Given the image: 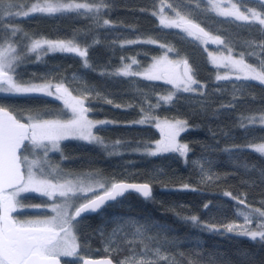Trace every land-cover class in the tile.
<instances>
[{
	"label": "trees",
	"instance_id": "obj_1",
	"mask_svg": "<svg viewBox=\"0 0 264 264\" xmlns=\"http://www.w3.org/2000/svg\"><path fill=\"white\" fill-rule=\"evenodd\" d=\"M31 1L34 0H16L17 3ZM169 2L180 5L182 14L190 12L189 18L199 22L213 36L225 39L233 55L240 57L243 53L246 62L254 65L264 58V49L258 46L264 41V26L257 21L219 17L206 10V0H165ZM105 3L109 7L102 11L99 24L75 12L0 17V23L18 25L23 30L12 38L18 41V52L23 56L14 78L35 83L45 79L53 83L63 81L74 95H84L87 88L91 91L85 101L91 109L88 117L112 121L93 129L109 146L107 150L95 143L68 139L60 142L63 158L61 152L56 151L47 156L48 161L59 165L64 173H71L69 177L73 178L93 175L108 182L123 180L151 186L149 199L129 191L102 211L85 215L77 231L80 256H107L115 264L123 260L130 255L124 233H129L131 239L133 230L127 221L135 219L148 226L146 243L152 248L159 247L161 254L168 256L167 261L160 260L159 264H189L190 260L194 264H264V242L252 241L237 232L228 233L223 228L209 232L202 227L205 222L217 225L239 222V212L249 208L264 210V156L247 147L264 142V126L257 121L248 130L240 127L241 118H258L264 114V84L235 78L217 81L221 69L210 64L205 49L223 52L227 48L212 43L205 45L187 37L180 29L162 26L159 15H153L160 11V0H105ZM247 7L261 11L257 0H245L243 8ZM165 12L175 16L171 9L165 8ZM104 19L110 24L104 26ZM23 33L34 39L78 37L81 47L91 45L88 48L91 67L85 68L82 59L75 54L41 53L37 59L36 54L27 53L30 40L23 38ZM129 40L138 42L125 43ZM148 40L156 43L144 42ZM168 47L176 49L168 53L170 58L189 61L196 79L204 85L201 89L204 95L178 92L172 103L159 101L157 107L160 95L176 91L170 84L111 74L124 64H131L132 58L137 60V64L132 65L133 70L143 71L153 57L165 54ZM229 104L233 106L223 107ZM0 106L9 108L22 121L36 111L47 112L45 118L48 119L68 116L57 99L43 94H0ZM145 113L158 119L187 120L189 129L178 141L189 145L188 154L184 157L175 152L148 155L146 147L160 134L153 120L134 123ZM244 123L247 124L246 119ZM117 141L120 143L113 149ZM184 184L190 188L182 190ZM225 191L244 199L249 207L225 197ZM20 199L24 204L45 202L36 195ZM205 204L211 206L205 210ZM191 215H196L201 225H193L185 219ZM118 227L122 231L111 248L119 246L120 251H106L111 234ZM140 247L135 245L137 252Z\"/></svg>",
	"mask_w": 264,
	"mask_h": 264
},
{
	"label": "snow or ice",
	"instance_id": "obj_2",
	"mask_svg": "<svg viewBox=\"0 0 264 264\" xmlns=\"http://www.w3.org/2000/svg\"><path fill=\"white\" fill-rule=\"evenodd\" d=\"M245 0H207V11L214 12L219 17L233 18L235 21L253 22L257 21L264 26V0H257L261 7L258 11L255 7L243 8ZM109 5L105 0H37L28 6L27 3H17L16 0H0V13L5 19L11 17H29L34 13L62 14L77 13L91 18L99 24L101 13ZM180 5L171 2L165 3L160 0L159 22L166 28L180 29L186 33L187 37L200 41L207 45L209 42L216 45H224L227 48V55L216 56L208 52L213 65L223 67L234 74L235 80L259 81L264 84V58L260 59L258 65L246 62L245 55L240 54L239 58L233 56V49L220 35L213 36L206 31L199 22L189 18L191 13L182 14ZM199 7V3H197ZM165 8L171 9L175 16L171 17L165 12ZM82 10V11H81ZM110 24L108 19L103 20V25ZM3 34L0 39V94L7 95H28L43 94L54 97L63 102L64 107L70 112V117L48 119L47 112H32L27 116V122H22L7 107L0 106V264H62L61 258L79 257L83 264H114L108 257L103 259H89L80 256V244L77 238L78 225L86 214L98 213L107 206L108 202H115L129 191H135L144 199L152 197V189L148 183H126L108 182L93 175H84L75 178H68L71 173H64L59 165L51 164L48 159L49 151L61 152V141L68 139H79L88 143H95L103 146L106 150L109 147L105 141L94 134L93 129L101 125L112 123L109 120L94 121L87 113L91 110L86 106L85 101L91 95V91L84 89V95H74L63 81L53 83L45 79L44 82H24L14 78L17 64L23 59L18 52V41L13 40L22 29L18 25H5L0 23ZM23 38L30 40L26 46L27 53L37 55L41 53H68L79 56L85 68H90L88 60V48L91 45L81 47L78 37L70 39H34L23 33ZM138 41L129 40L125 43L133 44ZM145 43H156L148 40ZM93 43H98L94 41ZM264 49V41L258 45ZM165 47V45H161ZM207 50V49H205ZM169 52H176V49L168 47L167 52L160 57H153L152 63L143 71H134L132 65L137 64V60L132 58L131 64H124L112 75L123 77L139 76L147 81H164L173 86L175 92L167 95H160L157 102L163 101L165 104L172 103L178 92L199 93L204 87L196 79V73L186 58L173 59ZM254 55V53H249ZM177 56L179 53L177 52ZM123 59V58H122ZM102 75L104 73H101ZM232 76L228 73L217 74L216 80H229ZM54 89V91H53ZM99 95V93H97ZM112 103L111 100L107 101ZM119 107V105H116ZM233 105H224L231 107ZM143 111V109H142ZM155 119V127L160 130L162 139L155 141V148L146 147L148 155L175 152L184 157L190 151L187 143H179L178 137L189 129L188 121L185 119L164 120L160 122L145 113L142 119L134 123L145 124ZM247 120V124L244 120ZM264 126V115L258 118L249 116L241 118L240 127L248 130L257 124ZM113 145V149L119 145ZM255 152L264 156V142L247 145ZM37 149L43 150V156L37 153ZM111 154V153H110ZM30 157H32L30 159ZM255 167V166H253ZM203 172V168H201ZM207 175V174H206ZM211 179L210 175H207ZM188 184L182 185V190H188ZM22 193H38L41 197H46L51 203H41L35 205H24L20 196ZM225 197L237 200L239 205L245 208L249 206L244 199H239L231 192L225 191ZM83 201V202H79ZM211 205L205 204L207 210ZM47 208L52 215L37 216L31 219H18L13 215L20 209ZM239 216L243 217L244 224H222L203 223L202 227L209 232H219L223 228L228 233L238 232L239 235L246 236L252 241L264 242V210L260 208L251 209L248 212L241 211ZM259 218L260 222L255 224V228L250 227ZM193 225H201V221L196 215L185 217ZM133 230L124 233V241L129 247L130 255L116 264H159L160 260L167 261L169 258L161 254L159 247L152 248L145 241L148 226L139 224L135 219L127 221ZM122 228H115L111 234L106 251H120L119 246L111 248L115 238L121 233ZM148 239H154L148 237ZM141 245L139 251L135 245ZM189 264H194L189 261Z\"/></svg>",
	"mask_w": 264,
	"mask_h": 264
},
{
	"label": "rangeland",
	"instance_id": "obj_3",
	"mask_svg": "<svg viewBox=\"0 0 264 264\" xmlns=\"http://www.w3.org/2000/svg\"><path fill=\"white\" fill-rule=\"evenodd\" d=\"M207 1V0H206ZM37 2V0H34V1H31V2H29V3H27L28 4V6H30L32 3H36ZM0 17L1 18H4L3 17V15H2V13H0ZM14 18H19V17H14ZM38 39H42V38H38ZM209 43H211V42H209ZM208 52H211V51H208V50H206V56H207V59L209 60V62H210V64L211 65H213L212 64V62H211V60H210V58H209V55H208ZM214 55H216V56H220V55H227L228 54V52H227V50H225V51H223V52H212ZM162 55H164V54H161V55H159V56H156V57H160V56H162ZM234 57H236V58H239L238 56H236V55H233ZM152 63V59L150 60V62L147 64V66L145 67V68H147L150 64ZM213 66H215V65H213ZM215 67H217V66H215ZM218 68V67H217ZM218 69H221L217 74H221V75H223V74H226V73H228L230 76H232V78H234V74L233 73H230L227 69H225V68H223V67H219ZM257 82H259V81H257ZM41 83V82H40ZM172 86V85H171ZM173 87V86H172ZM82 96V95H81ZM50 97V96H49ZM59 102H60V104L64 107V104H63V102L62 101H60V100H58ZM65 108V107H64ZM66 109V108H65ZM67 110V109H66ZM67 112H68V110H67ZM70 112H68V116H67V118H69L70 117ZM264 115V114H263ZM66 118V119H67ZM91 119V118H90ZM92 120H94V121H98V120H103V119H92ZM164 120H168V119H159V121L160 122H163ZM171 121V120H170ZM25 122H27V119L25 120ZM153 122L154 123H156L157 121L155 120V119H153ZM101 126H103V125H101ZM159 130V129H158ZM159 134H160V136H159V138L157 139V140H160V139H162V136H161V133H160V130H159ZM71 139V138H70ZM74 140V139H73ZM75 140H79V139H75ZM157 140H155V141H157ZM83 141V140H82ZM155 141H152L151 143H150V148H152V149H154L155 148ZM37 151V153L40 155V156H43V150H40V149H37L36 150ZM56 151H49L48 152V155H49V153L51 154V153H55ZM32 157H30V159H31ZM68 178H73V177H68ZM25 195H36V196H38V197H40L41 198V196L38 194V193H22L21 194V196H20V198L22 197V196H25ZM43 199H45V202H47V203H51V201H48L47 200V198L46 197H42ZM80 202V201H79ZM24 204V203H23ZM35 204H38V203H34V204H24V205H35ZM251 209H254V208H249V209H247L246 211H244V212H248V211H250ZM26 213V214H25ZM44 215H52V213H51V211L49 210V209H47V208H40V209H36V208H31V207H26V208H24V209H20V210H18L17 211V213H15V216H17V218L18 219H21V220H24V219H31V218H36L37 216H44ZM260 222V220H259V218H256L255 219V223L253 224V225H251L250 227H252V228H255V224L256 223H259ZM234 224H240V225H243L244 224V220H243V217L241 216V220L239 221V222H236V223H234ZM238 233V232H237ZM78 259H79V257H78Z\"/></svg>",
	"mask_w": 264,
	"mask_h": 264
},
{
	"label": "water",
	"instance_id": "obj_4",
	"mask_svg": "<svg viewBox=\"0 0 264 264\" xmlns=\"http://www.w3.org/2000/svg\"><path fill=\"white\" fill-rule=\"evenodd\" d=\"M54 91V89H53ZM22 122H25V121H22ZM120 181H123V180H120ZM120 181H114V182H120ZM123 182H126V183H137V184H142L144 182H128V181H123ZM132 192H135V191H132ZM136 193V192H135ZM138 194V193H137ZM110 202H108L109 204ZM93 213H89V214H86V215H91ZM86 258H89V259H94V260H98V259H103V258H108L107 256H98V257H89V256H84ZM75 264H83V261L80 259L77 263ZM115 264V263H114Z\"/></svg>",
	"mask_w": 264,
	"mask_h": 264
},
{
	"label": "flooded vegetation",
	"instance_id": "obj_5",
	"mask_svg": "<svg viewBox=\"0 0 264 264\" xmlns=\"http://www.w3.org/2000/svg\"><path fill=\"white\" fill-rule=\"evenodd\" d=\"M50 154V153H49ZM83 202V201H82ZM17 213V212H16ZM15 215V213L13 214ZM80 260L78 257H71V258H61L62 264H75Z\"/></svg>",
	"mask_w": 264,
	"mask_h": 264
}]
</instances>
